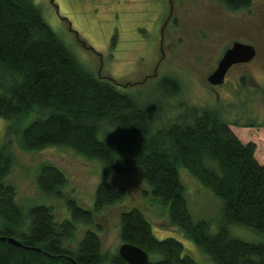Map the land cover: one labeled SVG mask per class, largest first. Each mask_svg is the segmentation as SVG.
I'll return each instance as SVG.
<instances>
[{
  "label": "trees",
  "instance_id": "trees-1",
  "mask_svg": "<svg viewBox=\"0 0 264 264\" xmlns=\"http://www.w3.org/2000/svg\"><path fill=\"white\" fill-rule=\"evenodd\" d=\"M216 1L232 11L252 3ZM162 84L165 93L178 91L175 79L164 78ZM153 110V102L140 103L85 69L32 0H0V118L8 122L19 148L68 146L98 160L107 172L128 174L137 168L152 198L167 204L169 223L215 264H264V239L249 241L229 232L231 225H243L264 236V164L255 157V143L240 140L210 106L185 104L172 121L159 125L152 122ZM15 162L9 144L1 143L0 236L14 237L21 245L0 240V264H128L117 251L103 250L92 229L75 247L67 244L75 223L90 224L95 211L123 197V187L99 181L91 210L67 200L72 219L58 221L46 203L23 212L8 179ZM179 165L220 199L215 232L209 231L208 220L193 221ZM36 172L43 194L61 195L66 176L58 166L42 162ZM119 238L145 250V264H200L183 253L176 238H156L137 207L120 213Z\"/></svg>",
  "mask_w": 264,
  "mask_h": 264
},
{
  "label": "rangeland",
  "instance_id": "rangeland-1",
  "mask_svg": "<svg viewBox=\"0 0 264 264\" xmlns=\"http://www.w3.org/2000/svg\"><path fill=\"white\" fill-rule=\"evenodd\" d=\"M32 2L85 69L115 83L140 103H154V125L172 121L185 104L213 107L240 140L255 143V157L264 164V0H252L248 8L236 11L216 0ZM233 41L252 44L254 57L232 65L222 84L210 85L207 75ZM167 77L176 80L177 92L162 91L167 88L162 79ZM8 128V122L0 118V144L7 142L16 157L8 179L16 186L24 213L34 204L46 203L58 221L71 220L67 200L91 210L99 181L124 188L123 197L95 211L90 224L75 223V234L67 241L70 247H75L86 229H92L103 250L117 251L120 213L137 207L156 238L174 237L183 244V253L200 264H215L179 226L169 223L167 204L152 198L137 168L128 174L107 172L101 162L68 146L25 151ZM42 162L55 164L64 172L61 195H45L38 189L36 169ZM178 173L193 221L208 220L209 231L215 232L220 199L183 165L178 166ZM229 232L244 240L264 239L243 225H231Z\"/></svg>",
  "mask_w": 264,
  "mask_h": 264
},
{
  "label": "water",
  "instance_id": "water-1",
  "mask_svg": "<svg viewBox=\"0 0 264 264\" xmlns=\"http://www.w3.org/2000/svg\"><path fill=\"white\" fill-rule=\"evenodd\" d=\"M254 55L255 49L252 44L233 41L232 44L224 50L215 68L207 75V82L210 85L222 84L227 71L232 65L247 63ZM0 240H6L9 243L21 245L19 240L11 236H0ZM117 253L128 264H145L149 259V255L145 250L129 242H121L117 246Z\"/></svg>",
  "mask_w": 264,
  "mask_h": 264
},
{
  "label": "flooded vegetation",
  "instance_id": "flooded-vegetation-1",
  "mask_svg": "<svg viewBox=\"0 0 264 264\" xmlns=\"http://www.w3.org/2000/svg\"><path fill=\"white\" fill-rule=\"evenodd\" d=\"M243 64H245V63H243ZM225 77H226V75H225ZM225 77H224V80H225Z\"/></svg>",
  "mask_w": 264,
  "mask_h": 264
}]
</instances>
